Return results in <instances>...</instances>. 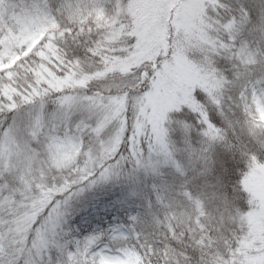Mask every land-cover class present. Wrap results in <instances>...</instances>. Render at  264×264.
<instances>
[{"label": "snow or ice", "instance_id": "6c2138e0", "mask_svg": "<svg viewBox=\"0 0 264 264\" xmlns=\"http://www.w3.org/2000/svg\"><path fill=\"white\" fill-rule=\"evenodd\" d=\"M18 7L13 23L0 20V214L8 217L0 215V264H151L129 247L135 240L153 250L136 231L139 213L110 234L74 239L72 202L122 172L156 174L154 157L167 163L175 151L169 134L190 143L193 130L210 162L219 219L232 225L220 264H264V190L249 184L261 166L250 161L237 172L225 155L212 159L216 145L232 146L209 115L233 127L235 108L243 116L236 123L264 144V50L235 46L245 30L264 38V0L235 9L220 0ZM124 162L135 167L124 172Z\"/></svg>", "mask_w": 264, "mask_h": 264}, {"label": "trees", "instance_id": "16d2710c", "mask_svg": "<svg viewBox=\"0 0 264 264\" xmlns=\"http://www.w3.org/2000/svg\"><path fill=\"white\" fill-rule=\"evenodd\" d=\"M220 2L230 4L235 9L239 4L252 5L254 0H220ZM20 3L21 0H0V20L13 23V16L18 14ZM244 37L253 46L264 50V38L259 33H249L245 30L242 38ZM241 39L236 40V47L240 46ZM218 67L231 78L229 62L221 57ZM253 71L258 73L259 65ZM209 115L214 117L213 123L217 127L225 129L227 141L232 146L231 151H226L225 144L216 145L214 151L210 153L212 159L225 155L228 160L238 166L237 172L242 171L250 161L261 166L256 169L264 168V144L258 143L236 123L237 120L243 119L238 110L233 108L229 112L233 127H226L225 122L216 115L214 110H210ZM192 122L188 121V123ZM178 137L182 140L181 148L176 145ZM169 142L174 144L175 151L167 163L159 167L158 162L156 174L145 173L142 168L131 177L122 172L120 181L116 184L112 183L108 189L91 190L89 195L74 200L73 207L77 211L69 218V227L73 224L72 219L79 224L86 222L85 226L90 227V221L86 218L89 217L90 220L99 218L104 214L103 204L108 202L110 205L123 209L127 216L129 213L140 214L141 222L137 225L136 231L140 233L141 243H147L153 250L149 252L140 248L135 240H132L131 244L136 245L141 257L147 255L151 264H177V262L180 264H220L221 261L229 258L228 244L231 239L232 225L227 219L223 223L227 222L228 225H222L217 222L219 220L211 218L213 210L218 215L219 201L213 198L214 189L209 186L212 180V177L207 174L210 162L204 158L201 151L204 147L202 137L197 130H193L189 143L186 142L182 133L172 131L169 134ZM159 160L165 161V158L163 156L154 157V162ZM196 163L201 169L198 172H201L200 176H197V171L194 173L193 170ZM177 164L179 171H177ZM134 167L135 164L129 162L121 165L124 172ZM153 188H156L161 199L155 196ZM133 192L135 195H132ZM94 193L100 195L99 198H95ZM229 196H231V191H229ZM83 205H86V211L81 216L79 211L83 210ZM204 210L205 215L201 218L198 213ZM166 252L169 253L167 260H165ZM171 253L175 255L174 260ZM23 259L22 257L21 264H23Z\"/></svg>", "mask_w": 264, "mask_h": 264}, {"label": "rangeland", "instance_id": "374dc122", "mask_svg": "<svg viewBox=\"0 0 264 264\" xmlns=\"http://www.w3.org/2000/svg\"><path fill=\"white\" fill-rule=\"evenodd\" d=\"M105 6L109 7V4L106 2ZM192 11H193L192 9H189L188 14L191 15ZM16 16H17V14L13 16L14 20H15ZM242 37H243V35L239 39H241ZM241 41L246 42L251 48H253L250 41L246 37L242 38L240 40V43H241ZM253 49H256V48H253ZM219 60H220V58H219ZM176 145L179 148H181L182 140L179 137L177 138ZM59 151H62V149ZM158 162H159V167L163 163H165L164 160H162V161L159 160ZM198 165L199 164L196 163L193 170H194V173H196V171H197V176H200L201 172L200 173H198V172L201 169L198 168ZM119 181H120V178L119 179L114 178L113 180H111L108 183H101L95 189L102 188L100 191H104L105 189H108L109 187H111L112 183L116 184ZM249 184L251 187H254V188H257L260 190H264V168L256 169V172L251 173V175L249 177ZM95 189H93V190H95ZM74 191H75V189H74ZM153 191H155V196L158 199H161L160 195L156 192V188H153ZM88 193H90V191H87L81 197H85V196L89 195ZM90 196H91V194H90ZM94 196H95V198H99L100 195H97L94 193ZM76 200H78V199H76ZM102 212L104 214H102L99 218H95V219H91V220L89 219V217L86 218L88 221H90L89 222L90 227L85 226L86 222L79 224L75 219H72L71 222H73V224H71L70 228L72 229L73 234H74L73 238L78 239V238H83L86 235H93V234H105V233L110 234V231L113 227H115L117 225H127V223H128L126 213L123 211V209H120L116 205H110L107 202V203L103 204ZM212 214H213V216L211 218H213V220H219L217 222H219L220 224L228 225L227 222L223 223L220 221L219 216L216 214V211L213 210ZM0 215H5V218L8 219L6 214H0ZM198 215L202 218L205 215V210H204V212L200 211V213H198ZM224 222H225V220H224ZM206 226H207V224H206ZM131 246H132V244H129V247H131Z\"/></svg>", "mask_w": 264, "mask_h": 264}]
</instances>
